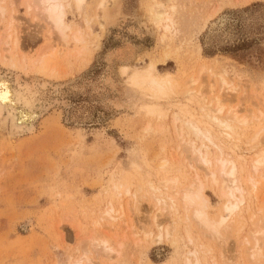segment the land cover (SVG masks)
<instances>
[{"label": "rangeland", "instance_id": "rangeland-1", "mask_svg": "<svg viewBox=\"0 0 264 264\" xmlns=\"http://www.w3.org/2000/svg\"><path fill=\"white\" fill-rule=\"evenodd\" d=\"M106 1L104 21L102 0H84L80 9L65 0L67 31H81L84 39L76 45L71 36L61 43L22 0H0V72L16 71L25 82L60 91L33 133L11 138L0 132V264H184L185 258L195 261L190 253L196 251L199 264H251L242 245L246 231L236 235L240 242L228 234L222 243L196 227L187 233L183 217L153 207L149 186L172 178L188 185L197 177L206 183L210 214L220 212V198L185 145L193 136L184 127V110L212 128L226 148L237 140L245 157H254L246 146L264 126V0ZM155 4L170 18L168 31L164 20H151ZM9 36L16 42L10 54L2 51ZM53 48L63 55L50 58ZM22 59L21 71L6 65L12 60L24 67ZM151 64L178 81L175 95L155 98L132 84L134 71ZM221 68L235 91L217 89ZM197 77L193 87L205 97L188 100L183 88ZM216 90L223 93V111L236 110L229 115L245 120L241 126L230 121L237 135L231 142L201 110ZM254 200L248 223L255 218ZM259 200L261 207L264 183ZM109 208L120 218L108 215ZM102 242L114 252L101 251Z\"/></svg>", "mask_w": 264, "mask_h": 264}, {"label": "bare ground", "instance_id": "bare-ground-1", "mask_svg": "<svg viewBox=\"0 0 264 264\" xmlns=\"http://www.w3.org/2000/svg\"><path fill=\"white\" fill-rule=\"evenodd\" d=\"M73 1L78 9L82 7V4L84 2V0ZM104 1L106 0H102V2L100 3V6L102 8L101 10H103L101 11V18H103V20L106 19L107 16L105 15L108 14ZM22 2L26 11H34V14L39 17V20L43 21L45 26L54 29V32L59 37V41L61 43L65 44L69 39V36H71V39L74 40V43L76 45L82 44L84 39L81 31H67L66 22L64 20V9L66 5L65 0H22ZM155 5H157L158 7V4ZM155 5L154 7H156ZM158 9L160 8L158 7L156 8V11L154 10L152 13H149L151 14L150 16L153 15V19L151 20L158 23H160L159 21L164 20L166 25L163 22V29L165 31H168L171 22L170 18L165 16V13ZM3 13V7L0 6V16H2ZM2 44L7 47L6 49L4 47L2 51L9 50L8 54H10V52H15L16 42L12 41L10 39V36ZM52 50L53 51L47 53L50 58L57 59L56 53L59 52V55L63 53L59 50L55 52L54 48ZM79 50L82 49L80 48ZM6 54L7 53H5V56ZM21 61L24 67H21V64H17L12 60L9 61V63L6 65H8V68L21 71V69H25L26 66L23 64V59ZM35 62H39V59H37ZM35 62L28 63L27 66H29V64L33 65L35 64ZM30 66L29 69H27L28 72L30 70ZM147 66L148 68H146L147 70H144L145 72L143 71L144 73L134 71L133 75H131L132 78L129 76L132 79V84L148 90L154 97L156 96L155 98L160 96H165L163 98H167L169 94V96L172 97V94L176 92H173V90L176 89L175 87L178 88V81L176 82L173 77H171L167 73L164 75L159 74L153 64ZM219 66L218 68H220ZM206 67L209 68V65L207 64ZM45 68L48 67H44L43 69L45 70ZM127 68L125 67L126 70ZM199 68H201V70L205 69L202 64ZM226 70H228V68H226ZM220 71L221 72L218 71L219 73L217 75V84L219 85H217V89L219 87L221 91H224V89H226L227 91H235L237 88H234L230 83V79L227 78L228 71H225L223 69ZM18 74L19 73L16 71L14 75H8L6 74V72H0V132L4 131L6 133V136L11 138H18L21 135L33 133L35 131L36 122L40 119V117L46 114L54 104L58 102L57 97L60 94V91L56 88L55 85V87H53L50 85V83L48 84L46 82H41L38 84L32 82L31 80L30 81L32 83H28L23 81L24 77L21 78V76ZM201 74V76L204 77V74ZM24 75L26 76V74ZM212 76L213 74L211 73V76L209 75L208 77ZM199 78L200 77L190 79L185 84L187 85V87L183 88V95L182 93L181 95L185 96L188 100H190L192 96L205 97L204 92H201V88L200 90L199 88H195L196 86H198L196 85L198 83H196V81ZM127 84L129 83L127 82ZM194 85L195 87H193ZM47 89L50 91L48 95L46 93ZM140 91L143 92L144 90ZM208 91L210 93H213L212 87H210ZM203 94L204 96H202ZM222 94V92L221 94H219L218 90L217 94L214 95L212 99L209 100L210 97L208 98V102L206 103V105L201 106V110L204 113L203 115L206 116L205 118L215 124V126H217L220 130H222L224 137L226 136V140L228 138L231 142V140H234V138L237 136L236 134V136L233 135V132L235 131V125H232L231 122L234 120L235 122L233 121V123L237 124L238 122V125H240L239 123L244 125L243 121L245 120L242 121V119L244 118L239 119L237 118L238 116L236 118L232 117L234 114H232V112H236V110H233L232 112L231 110H227V113L223 111L224 106L221 104L223 97ZM46 95L47 97H45ZM173 95H175V93ZM188 100L186 102H188ZM202 100L204 101L205 99L203 98ZM45 101L47 103H45ZM151 111L152 113L154 112L153 110ZM184 112H186V114H188L189 116L187 117V121L185 120L186 123L184 121V127H187L186 131L188 130L193 136V140H187V142H185V145L188 147L189 152H191V154H194V157L191 159V161H195V163L201 166V168L204 170L205 175L207 176V182L211 186H213L217 193V196L222 202L221 210L215 215L210 214L208 210L209 202L203 194V189L205 188L206 183H204L197 177H195V179L188 185H183L181 182H179L178 178H172L164 179L163 182H158L160 183V185H158L157 183L156 186H149V200L152 202L153 207H156V209H166L171 217H183L187 226L186 232L189 231V228L196 227L198 230L197 233L199 232L203 237H208L207 239L212 238L213 241L216 240L218 242H225L227 241L226 238L228 236L230 237L231 235L233 239L235 238L237 240L240 234H242L243 231H246V235H244L242 238V245L245 250L249 252L250 263L264 264V202L261 207L259 205L261 203L259 200L260 193L264 183V126L260 130L256 131L249 139L250 142H248V145H252L246 147H249L248 150L254 151V157L252 156L250 158H246L244 152L240 151L237 140L236 142L232 143L231 147L226 148L224 145L225 143H223L220 139L221 137L219 138L217 137V135L212 133V128H210L208 125V127H204V122L195 119V116L193 117L190 112L185 110ZM156 113L160 115L161 111H157ZM224 113L225 115L223 116L222 114ZM229 113L230 115L232 114V116H230ZM235 114L237 115V112ZM263 118L264 113L260 114V120H262ZM175 119V122L178 121L177 116L175 117ZM178 122L180 123V121ZM216 130L218 129L216 128ZM246 144L247 143H245V145ZM226 146H228V144ZM227 149L229 150V152L226 151ZM252 196L255 198L254 201H256L258 205L255 207V211L252 212L255 218H250L251 222L248 223L245 220V216L249 213V211L252 210ZM111 212L112 209L109 208V210L107 211L108 215H110L112 218H120L119 213L117 214V216H112ZM120 215H123V213H120ZM226 235L228 236L226 237ZM159 238L160 235L157 241H159ZM188 239L189 242H192L191 237ZM238 242H240V239ZM100 244V250H103L104 253L112 254L114 252L112 248L108 246L107 242H102ZM93 245L94 247H96V243H94ZM190 254L193 255L195 261L191 262L189 258H185L184 264H199L197 251ZM75 264H80V262L78 261Z\"/></svg>", "mask_w": 264, "mask_h": 264}]
</instances>
